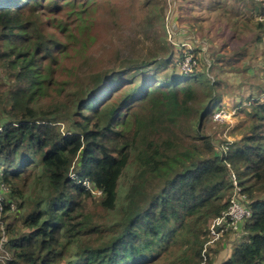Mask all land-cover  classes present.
<instances>
[{
  "label": "trees",
  "instance_id": "obj_1",
  "mask_svg": "<svg viewBox=\"0 0 264 264\" xmlns=\"http://www.w3.org/2000/svg\"><path fill=\"white\" fill-rule=\"evenodd\" d=\"M73 3L77 0H0V67L7 78L0 81V264H210V248L205 259L202 250L210 221L228 206L230 171L250 217L221 264H264V101L250 100V110L242 112L249 119L247 132L219 153L208 137L181 152L170 148V140L150 137L151 111H188L196 98L189 82L206 81L208 105L218 100L197 63L162 80L154 74L110 79L41 104L31 86L37 77L53 84L58 64L53 53L64 51L44 30L52 27V15ZM261 15L264 19V6ZM22 34L32 51L25 61L7 46ZM245 53L214 61L234 68ZM180 56L175 63L187 55ZM196 60L192 56L191 63ZM145 106L149 118L143 119L137 110ZM199 111L195 133L209 108ZM149 176L161 184L146 195ZM120 183L126 186L123 195ZM97 207L117 210V218L110 237L94 245L101 231L91 223ZM179 242L191 257L184 252L165 261V245Z\"/></svg>",
  "mask_w": 264,
  "mask_h": 264
},
{
  "label": "rangeland",
  "instance_id": "obj_2",
  "mask_svg": "<svg viewBox=\"0 0 264 264\" xmlns=\"http://www.w3.org/2000/svg\"><path fill=\"white\" fill-rule=\"evenodd\" d=\"M263 1L77 0L52 15V27L44 30L64 48L62 53H53L58 63L54 66L56 81L49 85L37 77L30 91L45 104L51 96L80 94L84 88H94L100 81L106 85L110 79L114 82L126 78L140 80L143 74H154L162 80L170 74H180L184 60L179 64L175 60L185 53L186 58L197 59L191 65L194 67L197 63V71L204 72L209 83L213 82L212 94L218 100L208 105L210 91L206 81L189 82L196 98L188 111L182 115L164 107L151 111L155 130L150 137L170 140V148L177 152L192 151L193 146L200 145L198 137H208L216 152H226L248 130L249 119L242 112L250 110V100L264 101ZM7 46L14 55H22L21 61L32 56L29 39L23 34L11 37ZM245 50V57L237 67H222L214 61L229 59ZM167 57L171 61L165 66L162 61ZM157 78L153 77L152 82ZM0 81L7 83L1 67ZM206 106L209 112L195 133L199 110ZM220 109L226 117L216 120L214 114ZM137 111L143 119L149 118L146 106ZM132 173L130 169L126 178ZM160 184L159 178L149 176L146 195L156 191ZM125 187L120 183L121 195ZM94 196L99 200L97 193ZM116 218L117 210L107 212L97 207L91 223L101 231L93 237L94 245L110 237L113 231L110 227ZM240 241L232 233L224 234L208 248L210 264L225 261ZM165 247L162 254L165 261L184 252L190 257L192 254L183 242Z\"/></svg>",
  "mask_w": 264,
  "mask_h": 264
},
{
  "label": "built area",
  "instance_id": "obj_3",
  "mask_svg": "<svg viewBox=\"0 0 264 264\" xmlns=\"http://www.w3.org/2000/svg\"><path fill=\"white\" fill-rule=\"evenodd\" d=\"M182 66L183 71H190L191 59L185 58L184 62H182ZM225 117L226 113L220 109L214 114L213 118L219 120ZM229 178L231 180L232 190L229 196L228 206L219 217L211 220L208 225L209 240L204 244L202 250L204 259L205 252L208 250L209 246L219 240L224 234L232 233L233 236L240 238L243 235L242 227L250 217V212L245 205L246 197L238 186L233 171H230Z\"/></svg>",
  "mask_w": 264,
  "mask_h": 264
}]
</instances>
